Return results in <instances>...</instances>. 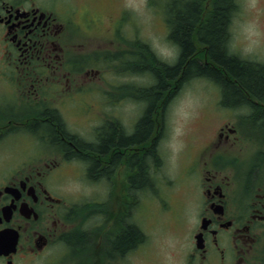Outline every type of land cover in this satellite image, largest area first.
Segmentation results:
<instances>
[{
    "label": "flooded vegetation",
    "instance_id": "af4514ba",
    "mask_svg": "<svg viewBox=\"0 0 264 264\" xmlns=\"http://www.w3.org/2000/svg\"><path fill=\"white\" fill-rule=\"evenodd\" d=\"M187 1L194 0H172L168 9ZM217 1L200 0L193 29L200 42L199 28ZM239 6L232 0L226 39ZM133 11L128 0H0V264H149L147 237L134 216L135 198L139 203L149 191L132 181L138 171L133 155H159L160 99L144 141L97 150L109 128L132 135L148 109V101L134 93L144 105L134 119L128 106L133 99L106 87L117 80L116 64L125 63L123 80L131 67L139 68L130 64L137 58L130 48ZM77 110L86 134L71 128L69 113ZM237 132L221 127L219 144ZM261 153L246 161L244 150H203L191 159L184 171L191 182L184 201L187 226L173 252L161 253V264H264ZM130 226L140 239L116 249L113 242Z\"/></svg>",
    "mask_w": 264,
    "mask_h": 264
},
{
    "label": "rangeland",
    "instance_id": "374dc122",
    "mask_svg": "<svg viewBox=\"0 0 264 264\" xmlns=\"http://www.w3.org/2000/svg\"><path fill=\"white\" fill-rule=\"evenodd\" d=\"M171 1L151 0V6H147L146 0H128V3L133 4V16L137 21L133 32V46L130 48L134 55L143 57L150 68H154L161 61L174 64L180 55V47L169 34L172 27L167 19L171 18L168 9ZM239 7L232 15L227 48L230 53L242 58L264 62V0H240ZM193 41L197 46V56H204L205 47L202 42L195 36ZM145 47L148 51L142 53V48ZM123 64L125 63L114 66L118 69V76H115L117 80L113 82V86L107 84L106 87L117 97L133 99V103L128 106L132 109V117L136 119L142 114L144 105L137 101L134 93L141 98L140 101L146 100L143 97L146 89L141 88V85L151 86L154 84V78L150 73L151 69L131 67L128 76L123 80L119 74L126 68ZM130 64L136 66L137 62L134 60ZM148 71L149 73L141 75ZM103 81L101 79L104 84ZM108 81L112 82L107 79ZM125 82L128 84L122 85ZM169 86L171 89L168 92L165 89L160 97L161 142L157 149L159 155L156 160H151L149 180L145 181L144 188L141 187V190L145 191L147 186L149 192H145L147 194L139 203H136V198L134 200L135 219L147 237L145 260L149 264H161V253L167 257L181 242V235L187 226L184 201L191 187V182L185 179L184 171L191 159L199 156L203 150H244L246 161H250L258 152L264 153L260 140L244 126L249 109L223 106L221 88L214 81L202 76H192L179 83H170ZM128 106L123 107V113L126 115L129 113ZM83 116L81 110L69 113L72 130H80L86 134L81 130V125L85 123ZM124 118L126 117L123 116ZM226 125L238 127V132L230 136L229 142L222 141L219 144L218 132ZM142 152L140 150L139 155ZM163 182L173 185L164 189Z\"/></svg>",
    "mask_w": 264,
    "mask_h": 264
},
{
    "label": "trees",
    "instance_id": "16d2710c",
    "mask_svg": "<svg viewBox=\"0 0 264 264\" xmlns=\"http://www.w3.org/2000/svg\"><path fill=\"white\" fill-rule=\"evenodd\" d=\"M231 5L232 0H218L213 14L199 28V38L205 47V55L202 57L197 56V46L193 41V29L201 14L200 0L171 5V37L180 47L178 60L174 64L161 61L154 68L147 66L151 69L154 84L144 88L146 90L143 97L149 103L146 113L139 120L132 135L127 136L116 129H107L97 146L98 151L104 152L110 146H127L144 141L153 126L151 111L162 92L171 89L170 83H179L192 76H202L214 81L221 88L225 105H248L249 113L244 126L256 135L264 150V62L245 59L229 52L226 25ZM135 61L139 67L145 63L141 56H137ZM261 157H264V153H261ZM156 158L155 150L147 151L144 155H133V165L138 168L132 178L135 186H142L148 181L146 177L150 162ZM140 237L141 232L137 227L130 226L113 242V246L124 250L134 245Z\"/></svg>",
    "mask_w": 264,
    "mask_h": 264
}]
</instances>
